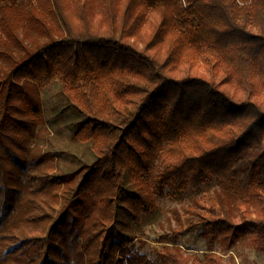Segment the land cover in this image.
I'll list each match as a JSON object with an SVG mask.
<instances>
[{"label": "trees", "instance_id": "obj_1", "mask_svg": "<svg viewBox=\"0 0 264 264\" xmlns=\"http://www.w3.org/2000/svg\"><path fill=\"white\" fill-rule=\"evenodd\" d=\"M56 79L95 155L63 175L34 145ZM205 190L151 255L108 242L119 208L144 237ZM244 238L264 252V0H0V264H226Z\"/></svg>", "mask_w": 264, "mask_h": 264}, {"label": "rangeland", "instance_id": "obj_2", "mask_svg": "<svg viewBox=\"0 0 264 264\" xmlns=\"http://www.w3.org/2000/svg\"><path fill=\"white\" fill-rule=\"evenodd\" d=\"M20 1L24 2L25 0ZM40 95L45 129L42 130L39 141L34 145H36L38 153L47 159L41 168L51 175H63L87 164H92L95 161V155L91 143L80 142L75 137L84 117L79 113L78 108L63 95L60 79H56L41 89ZM152 177L154 178V176ZM126 188L134 190L133 182H128ZM216 188L215 186L209 190L214 193ZM209 190L199 193L191 192L180 201L168 198L159 199L158 222L142 229L144 237L129 214L123 208H119L117 221L107 237L108 242H113L119 234H132L147 242L144 251L151 255L153 248L162 247V244L155 241L160 235L174 230L184 231L189 209L198 207L197 203ZM181 243L187 255L197 254L203 257L207 250L206 241L197 234L184 233ZM215 249L217 252H221L219 244ZM224 257L226 264H264V252L256 251L246 238L240 240L233 250Z\"/></svg>", "mask_w": 264, "mask_h": 264}]
</instances>
